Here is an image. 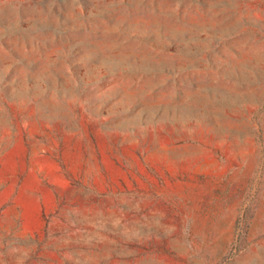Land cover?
<instances>
[{"label": "rangeland", "instance_id": "obj_1", "mask_svg": "<svg viewBox=\"0 0 264 264\" xmlns=\"http://www.w3.org/2000/svg\"><path fill=\"white\" fill-rule=\"evenodd\" d=\"M0 264H264V0H0Z\"/></svg>", "mask_w": 264, "mask_h": 264}]
</instances>
